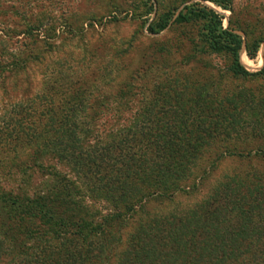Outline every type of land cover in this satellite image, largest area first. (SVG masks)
<instances>
[{"label": "trees", "instance_id": "trees-1", "mask_svg": "<svg viewBox=\"0 0 264 264\" xmlns=\"http://www.w3.org/2000/svg\"><path fill=\"white\" fill-rule=\"evenodd\" d=\"M212 2L228 6V0ZM174 17L161 15L149 33L164 32ZM174 22L202 24L208 50L230 59L233 77L264 75V69L254 74L245 68L241 36L224 29L213 9L186 7ZM260 48L261 41L248 45V56L256 58ZM159 94L160 108L154 107L160 98L150 100L128 125L107 131L97 128L102 112L89 111L81 92L59 105L45 96L12 107L0 146L14 156L3 166L37 171L48 183L33 194L0 191V264H264L263 175L232 179L185 213L160 216L149 210L151 203L185 192L183 184L206 150L238 134L240 106L231 113L200 91ZM242 98L248 99L246 93ZM171 101L176 105L167 108ZM48 158L70 167L74 177L48 166ZM223 158L217 155L212 167ZM99 202L106 208L97 210Z\"/></svg>", "mask_w": 264, "mask_h": 264}, {"label": "rangeland", "instance_id": "rangeland-1", "mask_svg": "<svg viewBox=\"0 0 264 264\" xmlns=\"http://www.w3.org/2000/svg\"><path fill=\"white\" fill-rule=\"evenodd\" d=\"M190 6L216 11L224 29L241 36L245 68L254 74L264 69V0H228L230 8L212 0H0V67L6 68L0 71V129L14 105L37 97H53L59 105L62 99L84 93L87 108L102 112L95 125L107 131L128 125L150 100L160 98L154 104L160 108L164 103L162 96L157 98L159 93L173 98L200 91L212 96L216 105L223 102L231 113L240 106L238 134L206 150L183 184L186 191L177 192L171 201L151 203L152 214L185 213L232 179L264 176V158L258 155L264 154V75L233 77L230 59L208 50L202 24H176L178 15ZM168 12L175 14L169 28L150 34L152 22ZM255 41H261V48L251 59L247 46ZM15 62L26 63L18 70L13 68ZM243 93L248 99L242 98ZM170 105L176 103L166 107ZM3 145L0 191L45 190L48 179L37 171L24 174L4 168L14 155ZM219 154L224 158L212 167ZM239 154H252V159H241ZM45 163L74 177L71 168L57 159ZM95 205L97 210L106 208L105 203ZM130 232H124V239Z\"/></svg>", "mask_w": 264, "mask_h": 264}]
</instances>
